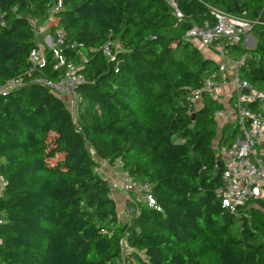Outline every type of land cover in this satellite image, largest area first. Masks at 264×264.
Segmentation results:
<instances>
[{
    "label": "trees",
    "instance_id": "1",
    "mask_svg": "<svg viewBox=\"0 0 264 264\" xmlns=\"http://www.w3.org/2000/svg\"><path fill=\"white\" fill-rule=\"evenodd\" d=\"M169 1L62 0L47 31L62 29L58 48L84 78L75 117L68 96L39 82L66 66L48 47L44 63L29 59V20H47L52 0H0V85L22 82L0 93V264H264V201L229 213L215 195L217 146L239 132L217 129L216 100L188 106L217 64L184 38L214 22L212 8L254 21V46L225 50L248 53L239 76L264 90V0H173L179 19ZM116 159L154 201L127 198L123 221L96 171Z\"/></svg>",
    "mask_w": 264,
    "mask_h": 264
},
{
    "label": "built area",
    "instance_id": "2",
    "mask_svg": "<svg viewBox=\"0 0 264 264\" xmlns=\"http://www.w3.org/2000/svg\"><path fill=\"white\" fill-rule=\"evenodd\" d=\"M169 4L173 8L175 17L181 18L175 2L170 0ZM62 5V0H52L47 10V20L42 23L46 31L47 22L62 8ZM212 13L215 17L212 24L192 25L184 33L185 39L195 40L197 44L218 54L216 77L206 78L201 86L190 92L188 106L197 107L204 96L216 100L222 106L213 113L217 121V129L220 130L224 122L230 121L239 132L231 142L226 145L221 143L216 149L221 163V185L215 190V195L229 213H237L239 208L252 203L255 199L264 201V90L254 88L239 76L238 69L248 53L244 52L238 58L232 59L225 50V46L238 42L246 50L252 48L255 42L247 32L251 30L254 21L214 8ZM29 23L34 30L36 40L40 35L43 36L42 41L37 40L38 47L30 52L29 59L32 64L44 63V49L48 47L53 51L58 65L66 66L58 81L39 80V82L59 96H68L70 110L75 115L76 108L82 105L76 88L84 78L58 48L63 43V31L59 28L53 35L48 33L44 36L36 19H30ZM104 51L111 57L108 46L104 47ZM21 84L20 79L8 80L6 84L0 85V93ZM220 140L221 138L218 137L215 144ZM103 163L109 165L107 161ZM122 164L121 159H116L110 166L114 169L117 184L123 192L132 201H143L147 205L154 204L150 194V184L135 180L122 168ZM2 169L3 160H0V198L6 188ZM96 171L100 172V168H96ZM130 210L131 208L125 209L127 214Z\"/></svg>",
    "mask_w": 264,
    "mask_h": 264
},
{
    "label": "crops",
    "instance_id": "3",
    "mask_svg": "<svg viewBox=\"0 0 264 264\" xmlns=\"http://www.w3.org/2000/svg\"><path fill=\"white\" fill-rule=\"evenodd\" d=\"M102 169H103V173L101 171ZM100 174L103 177L107 178V180L109 181L111 186L112 196L117 202V208H120V211H122L121 213L118 212V216L122 221L125 220L126 200L128 197L125 194V192H123V190L120 188V186L117 184V177L115 175L114 169L110 165L102 163V166L100 167Z\"/></svg>",
    "mask_w": 264,
    "mask_h": 264
},
{
    "label": "rangeland",
    "instance_id": "4",
    "mask_svg": "<svg viewBox=\"0 0 264 264\" xmlns=\"http://www.w3.org/2000/svg\"><path fill=\"white\" fill-rule=\"evenodd\" d=\"M39 25H40V29H41V31H43V33H44V36H46L47 34H48V32L46 31V29L42 26V22H41V24L39 23ZM252 30H249L247 33H248V35L250 36V38H252L253 40H254V38H256V35L253 33V31L251 32ZM38 41H42L43 40V36L42 35H40L39 36V39H37ZM191 42L193 43V44H195V45H197L198 47H199V49H200V51H201V53H202V55L203 56H205V57H209V58H211V59H213L214 61H217V59H218V54L215 52V51H213V50H211V49H208V48H205V47H203V45H201V44H197V42L195 41V40H191ZM66 105H67V107H68V99L66 98ZM81 108V106L79 105L76 109H77V111H76V116L75 117H77L78 116V111H79V109ZM80 112V111H79ZM214 144H215V142H214ZM216 145V144H215ZM214 149H215V146H214ZM102 166V164H100V167ZM102 171V173H103V169L101 170ZM118 209V212L119 213H121L122 211H120V208H117Z\"/></svg>",
    "mask_w": 264,
    "mask_h": 264
},
{
    "label": "water",
    "instance_id": "5",
    "mask_svg": "<svg viewBox=\"0 0 264 264\" xmlns=\"http://www.w3.org/2000/svg\"><path fill=\"white\" fill-rule=\"evenodd\" d=\"M217 167H221V164H220V161L217 160V164H216Z\"/></svg>",
    "mask_w": 264,
    "mask_h": 264
}]
</instances>
